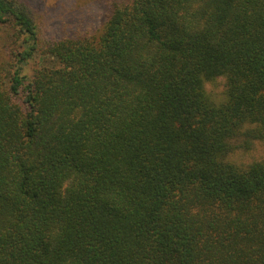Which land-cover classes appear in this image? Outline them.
I'll list each match as a JSON object with an SVG mask.
<instances>
[{
	"label": "trees",
	"instance_id": "trees-1",
	"mask_svg": "<svg viewBox=\"0 0 264 264\" xmlns=\"http://www.w3.org/2000/svg\"><path fill=\"white\" fill-rule=\"evenodd\" d=\"M99 7L0 0V264H264V0Z\"/></svg>",
	"mask_w": 264,
	"mask_h": 264
},
{
	"label": "rangeland",
	"instance_id": "rangeland-1",
	"mask_svg": "<svg viewBox=\"0 0 264 264\" xmlns=\"http://www.w3.org/2000/svg\"><path fill=\"white\" fill-rule=\"evenodd\" d=\"M40 13L42 24L49 36H59L84 27L98 20L102 10L100 0H33ZM206 89L213 100L223 101L226 97V77L221 75L206 81ZM235 139L237 148L232 159L246 165L264 158V140Z\"/></svg>",
	"mask_w": 264,
	"mask_h": 264
}]
</instances>
